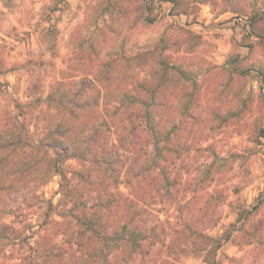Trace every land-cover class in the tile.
Segmentation results:
<instances>
[{
    "label": "clouds",
    "instance_id": "clouds-1",
    "mask_svg": "<svg viewBox=\"0 0 264 264\" xmlns=\"http://www.w3.org/2000/svg\"><path fill=\"white\" fill-rule=\"evenodd\" d=\"M0 264H264V0H0Z\"/></svg>",
    "mask_w": 264,
    "mask_h": 264
}]
</instances>
